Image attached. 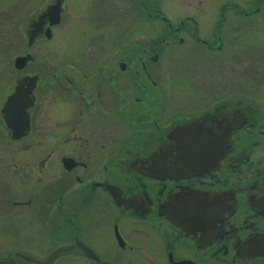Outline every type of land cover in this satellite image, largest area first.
Returning <instances> with one entry per match:
<instances>
[{
  "label": "flooded vegetation",
  "instance_id": "1",
  "mask_svg": "<svg viewBox=\"0 0 264 264\" xmlns=\"http://www.w3.org/2000/svg\"><path fill=\"white\" fill-rule=\"evenodd\" d=\"M85 1L87 23L116 30L66 52L75 0L6 5L23 28L14 55L0 35V264H264V43L248 10L171 18L138 0L129 20L159 24L125 33L115 2Z\"/></svg>",
  "mask_w": 264,
  "mask_h": 264
},
{
  "label": "rangeland",
  "instance_id": "2",
  "mask_svg": "<svg viewBox=\"0 0 264 264\" xmlns=\"http://www.w3.org/2000/svg\"><path fill=\"white\" fill-rule=\"evenodd\" d=\"M8 1L10 0H0V35H5L8 31L13 34L15 41H14L12 55H14L16 46L20 43L17 40H20L18 36L22 32L21 30L23 26L12 27L9 25L8 19H6L7 16L5 15V13L8 12V8L6 10V5ZM51 1L52 0H37L38 3H42L43 5H46ZM75 1L77 3V6L80 5V7L79 6L76 7L75 10H71L70 8H68L67 14L74 13V15L71 18H69L66 21V24L62 25L61 27V28L66 27V32L61 30L60 33L63 35H60V37L54 42L55 48L61 52L73 51L77 47L82 46L83 38L85 36H88V38H90L92 35L100 34L103 33L104 31L107 33H111L116 30L115 25H113L114 23L112 25H108V27H106L103 30L98 29L93 23L92 25L87 23L86 21L87 2L85 0H75ZM146 1L153 2L156 0H141V2H146ZM97 2L100 3V5L107 2H115L113 5L118 10V16L114 17L115 19H117L116 21H118L119 17L120 18L118 23H120V21L123 18H124V22L129 21L128 24H126L125 26H121V30H123V32L125 33L132 32V27L134 26L136 27L137 31H134L132 33H144L148 25L154 26L155 24L157 26L159 24V23L156 24L155 21L150 20V18H148V15L145 14L143 10L140 9H139V15H137L139 19H137L136 23H133L131 20H129V18H133V17L135 18V16L134 13L132 12L133 10H130L128 8V3L138 2V0H97ZM258 2L260 1L259 0H157L158 3L157 11L161 15L171 18L186 17L188 15H191V13H199V16L205 19L214 18V17L218 18L220 17L219 12L222 10L223 7H225L226 4L233 5L236 3V5H239L241 8L248 10V13H250L249 15L251 17L250 28L252 30L251 42L253 45L260 46L264 43V34L261 32V27L259 26L260 19L264 17V10L260 8L261 11L258 14L256 15L251 14V12L255 10L256 4ZM83 5H85L84 8ZM33 6H36V4H33ZM135 8L138 9L137 5H135ZM77 12H79L80 14H77ZM86 24L89 26V29ZM247 26L248 24L244 25V27ZM15 34L18 35L16 39H15ZM252 49H256L255 52L261 53V49L259 48H252ZM256 56L260 57L261 54H258ZM2 62H3V58L0 57V65H3ZM241 67H243V65H241L240 68ZM241 70L242 69H238L236 71L237 85L239 83L246 84L245 76L244 74H242L243 70L242 71ZM239 76H242V78H240ZM252 88L253 87H251V82H248V89H252ZM252 92H254L253 94H255L256 92H259V90L253 88Z\"/></svg>",
  "mask_w": 264,
  "mask_h": 264
},
{
  "label": "water",
  "instance_id": "3",
  "mask_svg": "<svg viewBox=\"0 0 264 264\" xmlns=\"http://www.w3.org/2000/svg\"><path fill=\"white\" fill-rule=\"evenodd\" d=\"M55 12L56 13L53 15V18H57L58 17V14H57L58 11H55ZM56 22H58V21H56ZM24 65H25V60L24 59L19 58V59L16 60V66H18L19 68L23 67Z\"/></svg>",
  "mask_w": 264,
  "mask_h": 264
}]
</instances>
